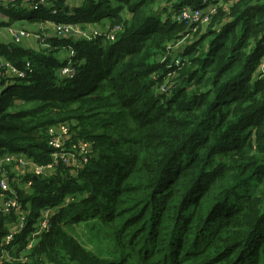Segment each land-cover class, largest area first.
<instances>
[{
    "label": "trees",
    "instance_id": "16d2710c",
    "mask_svg": "<svg viewBox=\"0 0 264 264\" xmlns=\"http://www.w3.org/2000/svg\"><path fill=\"white\" fill-rule=\"evenodd\" d=\"M67 1L0 3L5 26L103 27L36 51L0 42L25 73L0 66V158L49 164L59 123L63 148L90 147L79 169L7 176L0 203L26 221L6 245L18 217L0 219V264H264V0H221L204 26L176 21L203 0Z\"/></svg>",
    "mask_w": 264,
    "mask_h": 264
},
{
    "label": "built area",
    "instance_id": "2783aa9c",
    "mask_svg": "<svg viewBox=\"0 0 264 264\" xmlns=\"http://www.w3.org/2000/svg\"><path fill=\"white\" fill-rule=\"evenodd\" d=\"M11 2H23L28 5V7L31 10H37L40 6H48V0H11ZM221 3V0H203L201 3V8L194 9V10H186L183 11L179 17L176 18V21L180 23H187L188 25H194L199 24L201 26H204L209 21V17L213 15L216 12L217 6ZM52 13H55L53 11ZM50 23V28H45L41 33L37 34L34 32H31L27 30L26 28L22 26H16V25H8L5 27L4 31L5 33L16 43L21 41L22 39L26 38H34L40 45V48H50V45L48 44V40L52 38L54 35L59 37H64L65 39H68L72 36H80L81 38L90 40L94 36L101 34L100 31L95 30L94 28H90V30H84L80 25L78 24H56L54 22H46ZM48 29V30H47ZM193 31L196 30L195 27L192 29ZM51 31V33H49ZM120 31V28L112 29L109 35L107 36L110 41L114 40V35L116 32ZM2 35V31L0 28V38ZM183 46L182 43H177L173 45L170 49L177 51ZM70 57L74 56V53L70 51ZM179 60H175L174 65L179 64ZM4 66V65H1ZM28 66V65H27ZM5 67L9 71V75L16 76L18 78H24L25 73L22 71H17L13 67L9 66L8 64H5ZM261 73L264 75V66L261 68ZM60 74L62 76H66L68 78H71L74 74L73 70L69 67H64L61 69ZM68 126L65 123H59L54 126H51L47 130V134L50 136L49 145L54 150V154L52 155V161L45 165V166H39L35 165L32 161L28 160L25 156L22 157V155H8L5 156V160L9 165L14 164L16 167L20 169L21 171H24L25 169L29 168V172H32L33 175H44L45 173L51 172L54 169H56L60 164L66 165V166H74L75 169H79L82 165V163H85L86 157L85 154H87L90 150V147L87 143H78L77 146L75 145H69L68 148H63V143L67 141V138L70 137L68 135ZM77 157H80V161L76 162ZM8 166V165H6ZM0 188L3 191L8 190V178L6 176V172L0 171ZM10 212H14L17 217L18 221L15 226H11L8 233L5 235L3 239L4 244L10 243L12 239L20 234L23 231V228L25 226L26 216L24 215L22 211V206L17 200L16 197H14L13 200L7 199L3 201L0 204V219L4 216H7ZM47 215L49 216L50 213H44L40 224H38L37 231L36 232H42L47 231L49 228V222ZM37 225L35 226L36 229Z\"/></svg>",
    "mask_w": 264,
    "mask_h": 264
},
{
    "label": "crops",
    "instance_id": "0c3cea01",
    "mask_svg": "<svg viewBox=\"0 0 264 264\" xmlns=\"http://www.w3.org/2000/svg\"><path fill=\"white\" fill-rule=\"evenodd\" d=\"M0 3H2L3 5H8L9 3H11V0H0ZM80 3H81V0H68L67 1V4L69 7H76L77 5H80ZM0 23H3V26H0V28L2 29V35L0 38V42L3 44H6V45L12 44L13 43L12 39L4 31V29L6 27L5 25H7V23H8V19L6 16H4L1 13H0ZM12 24H14L16 26H22V27L26 28L27 30L34 32V33H37V34L41 33L45 28L51 27L50 23L45 22V23H37V24L32 23L31 24V23L27 22V20H25V19L21 20L20 22H15ZM28 25H31L32 27H30ZM22 44H23V47L26 49L28 48V49H31L34 51L38 50V47H37L38 42L34 38H31V37L26 38L22 41ZM0 171H4V172H6V176L9 175V176H13L14 178H16L18 174L23 172L17 168H12L10 166L0 167ZM0 176H1V174H0Z\"/></svg>",
    "mask_w": 264,
    "mask_h": 264
},
{
    "label": "rangeland",
    "instance_id": "374dc122",
    "mask_svg": "<svg viewBox=\"0 0 264 264\" xmlns=\"http://www.w3.org/2000/svg\"><path fill=\"white\" fill-rule=\"evenodd\" d=\"M28 26L32 27L31 25H28ZM80 26L82 27V25H80ZM91 27H96V26H91ZM101 29H103V27H101V28L97 27L95 30H97V31H101ZM30 30H31V29H30ZM1 31H2V29H1ZM32 31H33V30H32ZM49 33H51V31H49ZM23 40H24V39H22V40L19 41L18 43L14 42L13 40H12V42L15 43V44H18V45H20V46L23 47V44H22V41H23ZM185 61H187V60L185 59ZM5 64H7L6 61H3V60L0 58V66H1V65H5ZM263 64H264V63H263ZM22 157H24L23 154H22ZM6 165H8V166H10V167H12V168H15V167H16L14 164L9 165V163L6 162L5 157H4V158H0V167H4V166H6ZM34 175H35V174H34ZM36 214H37V210H36V209H33V216L36 215ZM6 258L9 259L8 257H6Z\"/></svg>",
    "mask_w": 264,
    "mask_h": 264
}]
</instances>
